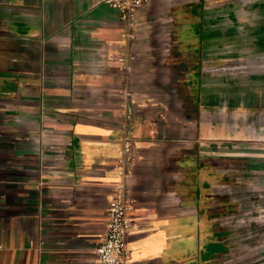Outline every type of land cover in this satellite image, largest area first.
<instances>
[{
  "label": "crops",
  "instance_id": "0c3cea01",
  "mask_svg": "<svg viewBox=\"0 0 264 264\" xmlns=\"http://www.w3.org/2000/svg\"><path fill=\"white\" fill-rule=\"evenodd\" d=\"M129 29L0 0V264H95L126 132L127 264H264V0H148Z\"/></svg>",
  "mask_w": 264,
  "mask_h": 264
},
{
  "label": "built area",
  "instance_id": "2783aa9c",
  "mask_svg": "<svg viewBox=\"0 0 264 264\" xmlns=\"http://www.w3.org/2000/svg\"><path fill=\"white\" fill-rule=\"evenodd\" d=\"M118 9L121 17L130 27L127 31L129 39L134 38L132 30L137 11L148 0H102ZM120 62L127 65L128 59L121 58ZM120 154L114 165L119 175V181L115 184L114 195L106 208V228L102 240L96 249L95 264H127L130 258L128 237L133 227L130 212L134 209V200L129 196V166L133 159V136L126 132L120 140Z\"/></svg>",
  "mask_w": 264,
  "mask_h": 264
},
{
  "label": "rangeland",
  "instance_id": "374dc122",
  "mask_svg": "<svg viewBox=\"0 0 264 264\" xmlns=\"http://www.w3.org/2000/svg\"><path fill=\"white\" fill-rule=\"evenodd\" d=\"M181 17L183 18V19H185V20H187L188 19V15H187V12L186 11H182L181 13ZM183 35H187V32L185 31H183V33H182Z\"/></svg>",
  "mask_w": 264,
  "mask_h": 264
}]
</instances>
